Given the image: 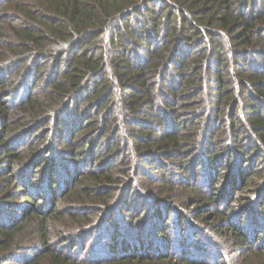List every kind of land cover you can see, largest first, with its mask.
<instances>
[{
	"label": "trees",
	"instance_id": "trees-1",
	"mask_svg": "<svg viewBox=\"0 0 264 264\" xmlns=\"http://www.w3.org/2000/svg\"><path fill=\"white\" fill-rule=\"evenodd\" d=\"M200 224L264 264V0H0V264H204Z\"/></svg>",
	"mask_w": 264,
	"mask_h": 264
},
{
	"label": "rangeland",
	"instance_id": "rangeland-1",
	"mask_svg": "<svg viewBox=\"0 0 264 264\" xmlns=\"http://www.w3.org/2000/svg\"><path fill=\"white\" fill-rule=\"evenodd\" d=\"M87 151L88 150L86 149L85 150V153ZM56 152H58V150H56V149H53L52 150L53 159L54 158L55 159H59L58 157H61ZM60 153H62L63 155H65V158L68 156V153L67 154L64 153V152H60ZM209 177L212 178L211 176H209ZM213 181L214 180H212V182ZM207 182L211 183V180L208 177H207ZM259 203H262V201H260ZM260 205L261 204H259L257 206L256 211H255L256 212V215H255L256 216V219L257 218H261V215H260V213H261ZM118 217L119 216L117 215V219H118ZM250 221H251L250 219L245 220L244 223H243V228L246 229V227L248 225H250V223H251ZM251 225H252V223H251ZM117 226H119V225L117 224L116 227ZM200 226H201V228H199V231H197L196 234H194L192 230H188V231H185V232H180L179 234H177L176 231L172 230L171 233H170V236H171V239H172L173 249H175V250H178L179 249L178 247H176V237H178V235L179 236L182 235L181 238H180L181 241L179 240V243H181V242L185 243V247H187V248H185L186 250H188V251H196L195 248L199 245V246L202 247V250L205 251L204 254H203V256L200 259V262L201 263H204V264H215V262H217L218 253H219V251H221V249H217L216 246L210 244L208 237L205 236V234H204V229H203L204 226L202 224H200ZM262 230H263L262 232H264V226H263V229ZM110 232H111V230H110ZM103 234L104 235H107V233L105 231L101 230V231H99V233H97V235H98L97 237L103 236ZM263 234L264 233L261 234L260 241L257 242L255 244V246H252V248H251L252 250H254V251H261L262 249L264 250V244H263L264 243V235ZM211 241L214 242L215 239L212 238ZM94 243H95V241L93 243L91 242L88 245V247L86 248V250H82V245L83 244L81 242H77V243H75L77 245L76 248H74L72 245H69V248H70L69 251H74L73 254L76 257H79L81 254H84L83 255L84 257H89V251H91L92 247L94 246ZM101 243H103V242H101ZM104 250L108 251L107 248L104 249ZM83 251H86V252H83ZM224 251H225V249H224ZM104 253H105V251H104ZM104 253L102 252V255H104ZM239 253H240V251H237L235 253V255L233 256V260L234 261H235V259H236V257L238 256Z\"/></svg>",
	"mask_w": 264,
	"mask_h": 264
}]
</instances>
